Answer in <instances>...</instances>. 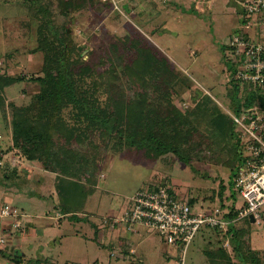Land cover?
Returning a JSON list of instances; mask_svg holds the SVG:
<instances>
[{"label":"rangeland","instance_id":"374dc122","mask_svg":"<svg viewBox=\"0 0 264 264\" xmlns=\"http://www.w3.org/2000/svg\"><path fill=\"white\" fill-rule=\"evenodd\" d=\"M33 1V7H36L48 0ZM95 1L73 13L74 43L82 59H106L110 43L118 42V38H146L173 67L177 76L172 99L181 108L188 102L179 99L199 90L209 93L221 108H230L225 97L232 72L230 52L225 45L227 38L241 30L253 40L264 39L261 36L263 29L245 28L242 11L235 0ZM21 3L29 9V0H0V74H40L43 53L36 50L38 22L29 11L25 14ZM125 4L127 8H124ZM53 11L56 13L55 8ZM119 54L126 61L133 58L132 52L125 56L122 48H119ZM92 64L99 66L101 71L108 67V63L105 66ZM37 91L38 86L33 82L13 84L5 89L4 107L0 108V207L8 203L21 213L15 217H0V224L6 222L7 227L12 228L9 229L12 233L0 234L5 239L3 244L0 243V250L4 247L8 248L5 251L8 254H20L23 260L19 264H143L137 258L130 260L131 257L109 249L102 237L103 230L97 235L92 226L95 224L104 229L108 225L105 221L122 215L130 196L141 187L148 189L155 183H165L176 195L195 200V208L225 206L232 202L229 168L216 159H209L206 153L204 157L201 155L204 161H192V168L170 155L160 161L148 158L144 151L124 148L104 153L103 160L90 169L92 181L84 183L86 189L92 191L83 206L86 212L79 211L74 219L65 214L58 223L54 222L50 218L54 215L50 197L52 188L48 179L36 174L41 171L39 162L24 159L11 148L9 122L13 107L10 104L27 105ZM69 114L66 110L64 116L67 118ZM221 187L223 192L219 197L217 193ZM29 191L35 195H25ZM18 192L24 194L15 195ZM40 195L45 200L40 199ZM235 197L238 207L242 198L238 193ZM237 227L247 230L245 247L253 250L259 264H264V217L251 226L238 221ZM116 228L124 241L125 251L133 247L136 256L140 254L146 259L144 264H158L160 254L171 256L166 264H173L180 256L178 248L168 244L155 230L138 227V233L131 234L122 226ZM198 237L187 249L185 264H208L204 248L222 246L233 257L232 247L229 242L226 244V239L211 232ZM112 251L116 256H111ZM0 264L16 263L0 254Z\"/></svg>","mask_w":264,"mask_h":264},{"label":"trees","instance_id":"16d2710c","mask_svg":"<svg viewBox=\"0 0 264 264\" xmlns=\"http://www.w3.org/2000/svg\"><path fill=\"white\" fill-rule=\"evenodd\" d=\"M29 1V9L26 4L20 5L38 22L36 50L43 53L40 74L1 73L0 108L4 107V91L9 86L22 81L37 84L38 91L29 104H10L11 148L20 157L39 162L41 169L56 174L61 214L78 217L79 208L92 192L84 185L92 181L90 169L103 160L104 153L126 148L144 151L148 158L160 161L170 155L190 166L193 160L204 161V153L221 162L230 170L232 202L219 207L228 209L227 218H236L234 177L235 169L245 160L244 145L236 124L209 93L199 90L184 95L179 100L187 101V106H178L172 99L177 75L146 38H118V42L110 43L106 59L84 61L74 43L73 13L95 0H48L40 5L38 2L36 7L33 0ZM119 48L125 50V56L132 52L133 58L126 61ZM93 62L100 66L108 63V67L101 71ZM229 63L228 106L236 113L252 105L264 107V89L233 79L235 63ZM66 110L70 113L67 118ZM222 192L223 187L217 195L221 197ZM188 201L195 207V200ZM240 221L251 226L249 218ZM237 222L226 232L208 227L198 231V238L211 232L232 247L233 257L222 246L204 248L208 264L260 263L253 250L245 247L247 230L238 228ZM6 250L1 248L2 257L16 264L22 262L20 254H8Z\"/></svg>","mask_w":264,"mask_h":264},{"label":"built area","instance_id":"2783aa9c","mask_svg":"<svg viewBox=\"0 0 264 264\" xmlns=\"http://www.w3.org/2000/svg\"><path fill=\"white\" fill-rule=\"evenodd\" d=\"M242 11L245 28L252 26L264 30V0H235ZM264 37V33L261 35ZM226 47L235 63L232 76L240 83L264 89V39L253 40L237 30L227 38ZM230 80V79H229ZM241 96V95H239ZM236 124L243 141L245 160L237 166L234 188L241 196L238 215L226 217L228 209L219 206L195 208L189 199L173 193L165 183L155 184L148 189L141 187L129 198L122 215L105 221L110 228L122 226L126 232H135L138 227L149 228L163 235L168 244L180 251L174 264H185L187 249L202 227L226 232L235 221L252 216V223H259L264 217V115L263 108L252 105L242 108L239 113L225 108ZM237 207V206H236ZM17 208L4 203L0 217L19 216ZM251 223V224H252ZM14 226V225H13ZM15 226L17 227L18 224ZM0 237V243H4ZM115 256V253H111ZM70 264V263H65Z\"/></svg>","mask_w":264,"mask_h":264},{"label":"crops","instance_id":"0c3cea01","mask_svg":"<svg viewBox=\"0 0 264 264\" xmlns=\"http://www.w3.org/2000/svg\"><path fill=\"white\" fill-rule=\"evenodd\" d=\"M32 162H34V163H36L35 161H32ZM40 166V165H39ZM37 175H43L44 177L43 178H46V179H48L49 181H50V185H51V188H52V191H51V194H50V197H52V203H53V206H52V212H54L53 214L55 215H50V218H53V220H54V222H56V223H58V219H61V218H64V215H62L61 214V212H60V210H59V208H58V196H57V193H56V186H55V183H56V174H53V173H51V172H48V171H45V170H43V169H41V171L40 172H37L36 173ZM156 184V183H155ZM49 185V186H50ZM151 186V185H150ZM22 190V189H21ZM20 190V191H21ZM19 194H24V193H22V192H18V193H16L15 195H19ZM26 194H28V192L27 193H25V195ZM30 196V195H29ZM131 197V196H130ZM40 199H42V200H45V197H43L42 195H40ZM89 199V197L87 198V200ZM86 203V202H85ZM84 203V204H85ZM84 206V205H83ZM80 211H82L83 213L84 212H86V210H83V207H82V209H80ZM78 213V212H77ZM21 214V213H20ZM52 214V213H51ZM78 216V215H77ZM57 219V220H56ZM92 226L94 227V232H95V234H97L98 235V232H102V230H103V234H102V237H104L105 238V242H107V247L109 248V249H113V251L115 250L116 252H118V253H120V254H124L123 252H127L128 254H125L124 256L125 257H127V256H129V257H131V259L130 260H133V259H135V258H137L138 259V261H139V263L140 262H142L143 264L146 262V259L142 256V255H140V254H138L137 256H136V251H134L135 249L133 248V247H130V249L128 250V251H125L126 249L123 247V242L124 241H122V238H121V235H120V233L118 232V229L115 227V228H110L108 225H106L105 227H104V229H101V228H99V226L98 225H93L92 224ZM10 227V226H9ZM9 227H7V225H6V222L5 223H1L0 224V234L2 233H5L7 230H8V228ZM139 228H143V227H139ZM5 231V232H4ZM8 232V231H7ZM6 232V234L5 235H7V234H10V233H12V230L11 231H9L8 233ZM129 233V232H128ZM136 233H138V230L137 231H135V232H131V234H136ZM111 239H113V242H111ZM105 244V243H104ZM7 248V247H6ZM8 249V248H7ZM111 252V253H114V252ZM116 252H115V256H116ZM171 259V256L170 255H167V254H160V256L158 257V260H157V263L159 264L160 262H161V264H166V263H168V261ZM175 261L176 260H174V263H175ZM51 263H54V264H56L55 262H51ZM173 263V264H174ZM129 264H132V263H129Z\"/></svg>","mask_w":264,"mask_h":264},{"label":"water","instance_id":"95a60500","mask_svg":"<svg viewBox=\"0 0 264 264\" xmlns=\"http://www.w3.org/2000/svg\"><path fill=\"white\" fill-rule=\"evenodd\" d=\"M249 219H250V222H252V221H253V219H252V216H251V215L249 216Z\"/></svg>","mask_w":264,"mask_h":264},{"label":"bare ground","instance_id":"6f19581e","mask_svg":"<svg viewBox=\"0 0 264 264\" xmlns=\"http://www.w3.org/2000/svg\"><path fill=\"white\" fill-rule=\"evenodd\" d=\"M250 223H252V222H250Z\"/></svg>","mask_w":264,"mask_h":264}]
</instances>
